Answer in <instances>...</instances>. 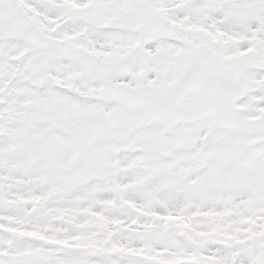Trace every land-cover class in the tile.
Segmentation results:
<instances>
[{
	"label": "snow or ice",
	"instance_id": "snow-or-ice-1",
	"mask_svg": "<svg viewBox=\"0 0 264 264\" xmlns=\"http://www.w3.org/2000/svg\"><path fill=\"white\" fill-rule=\"evenodd\" d=\"M0 264H264V0H0Z\"/></svg>",
	"mask_w": 264,
	"mask_h": 264
}]
</instances>
